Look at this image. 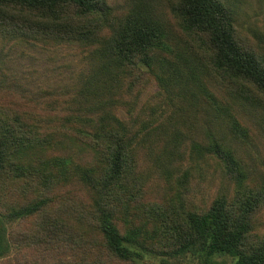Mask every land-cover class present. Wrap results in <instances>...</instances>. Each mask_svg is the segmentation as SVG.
Segmentation results:
<instances>
[{"label": "trees", "instance_id": "16d2710c", "mask_svg": "<svg viewBox=\"0 0 264 264\" xmlns=\"http://www.w3.org/2000/svg\"><path fill=\"white\" fill-rule=\"evenodd\" d=\"M164 2L177 37L153 0H134L127 10L120 11L108 0H0L3 33L27 39L34 34L37 39L58 42L72 38L93 51L97 63L89 67L91 73L71 105L82 108L83 102L98 97L100 104L109 108L102 106L105 113L96 121L87 118V126L76 132L79 142L94 154V159L82 163L64 153L66 149L59 143L65 142V135L60 139L58 129L43 127L33 120L32 113L0 108V256L10 250L6 217L9 221L20 214H38L52 219L55 227L60 226L56 219L61 218L64 227L84 228L76 229L79 238L93 235L120 258H135L132 245L137 243L144 250L167 254L201 249L207 256L231 255L232 264H264V233L256 227L264 185L249 182L244 162L222 135L209 127L205 141H192V150L188 147L185 152L174 145L162 164L171 172L176 165H183L179 152L195 164L205 160L203 156H212L231 180L232 191L201 203L206 190L197 191L194 185L202 183L210 169L192 179L195 168L189 169L187 162L175 178L181 186L180 197L156 198L142 173L148 162L142 147L161 133L166 121L161 117L155 123L150 118L145 125L139 121L135 125L132 117L126 124L111 110L119 91L134 90L138 96L143 84L154 79L164 92L178 76L186 81L183 96L193 99L199 93L215 116L231 118L230 129L242 141L248 137V128L231 108L242 105L239 98H244L264 113L263 36L237 21L228 0ZM210 83L223 98L214 93ZM174 103L170 116L179 119L184 111ZM63 179L84 181L90 201L76 188L66 189L54 201L51 189ZM191 189L200 199L191 198ZM45 209H51V215ZM51 230L54 232V227Z\"/></svg>", "mask_w": 264, "mask_h": 264}, {"label": "rangeland", "instance_id": "374dc122", "mask_svg": "<svg viewBox=\"0 0 264 264\" xmlns=\"http://www.w3.org/2000/svg\"><path fill=\"white\" fill-rule=\"evenodd\" d=\"M133 1L108 0L109 4L119 11L127 10ZM228 1L235 9L237 21L244 28L251 29L253 33L256 31L264 38V0ZM153 4L156 11L170 23L169 29L175 32L177 37L173 19L166 9L164 0H153ZM30 36L33 38L27 39L12 33H3L0 27V108L4 110L17 108V111L32 113L33 120L41 122L43 127L58 129L56 134L60 139L65 135V142L59 145L66 149L64 153L70 155L72 161L82 163L84 160L94 159L90 149L79 142L76 132L79 128L87 126V118L96 121L103 115L106 110L104 111L102 106L109 108L101 105V99L98 97L89 100L88 104L83 102L82 108L77 104L71 105L73 102L76 103L78 93L91 73L92 68L89 67L97 63L92 58L93 51L74 42L72 38L58 42L60 40L37 39L34 34ZM143 69L147 68L143 67ZM185 83L183 77L177 76L172 80L170 87L161 92L159 82H155L154 79L146 81L138 96L137 92L133 93L134 90L126 89L124 94L119 91L117 101L111 109L126 124L130 123L132 117L136 120L135 125L138 121L141 125H145L144 122L150 118H153L155 123L161 121V117L166 121V127L160 131L161 133L157 132L153 135V139L142 147V153L146 156L145 161H148L142 173L150 192H153V197L165 198L170 194H175V199L180 197L181 186L176 185L175 178L179 174V169L185 168L187 162L188 168L192 167V170L195 168L192 179H196L201 172L210 169L204 175L203 182L194 185L197 191L206 190L203 194L207 197L203 196L201 203H206L207 199L209 201L223 191H232L231 180L223 172L218 160L212 156H203L205 160L195 164L189 158L187 161L185 157V149L189 147V151L192 150V141L199 139L205 141L208 138L206 130L209 127L217 136L222 135L221 137L232 147L238 158L244 162L249 182L264 185V113L261 109H255L260 106L239 98L241 104L247 106L235 105L231 108L232 114L248 128V137L242 141L230 129L231 118L220 119L221 117L215 116L202 103L199 93L193 99L187 95L183 96ZM210 84L214 93L223 98V93L218 92L212 86L213 83ZM194 89L196 93L198 89L196 87ZM174 101L184 111L179 119H175L176 115L170 116L172 112L170 107L176 106ZM65 117H74L76 120L68 122ZM174 145L184 151L179 152L178 156L183 159V165H176L170 172L169 168H166L167 165L164 166L162 162ZM203 165L202 168L197 167ZM75 171L73 170L70 175L74 176ZM73 182L80 184V188L74 186L76 183ZM68 188L79 189L90 201L84 181L74 179L58 181L51 189L50 195L54 201H57ZM196 190L191 189L188 193L194 200L200 199ZM1 198L6 201L3 193ZM45 210L48 216L51 215V209ZM32 215L20 214L11 217L9 221L6 217L4 223L10 241V250L0 256V264H9V262L10 264H84L83 260L89 261L86 264H232L233 261V257L228 254L207 256L201 249L167 254L152 249L144 250L137 243L132 245L135 258L131 260L120 258L111 253L104 243L102 244L101 240L93 235L79 238L78 230L84 228L64 227L65 221L61 218L56 219L60 226L55 227L52 219L48 220L45 215V217ZM119 220L126 225L124 216H120ZM44 225L49 229H44ZM53 227L54 232L51 230ZM256 227L264 233V201L257 216Z\"/></svg>", "mask_w": 264, "mask_h": 264}]
</instances>
